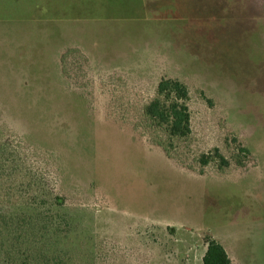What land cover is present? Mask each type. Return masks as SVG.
<instances>
[{"label":"rangeland","instance_id":"374dc122","mask_svg":"<svg viewBox=\"0 0 264 264\" xmlns=\"http://www.w3.org/2000/svg\"><path fill=\"white\" fill-rule=\"evenodd\" d=\"M162 79L186 139L143 116ZM1 143L5 212L64 199L52 264H202L210 238L264 264V0H0Z\"/></svg>","mask_w":264,"mask_h":264},{"label":"trees","instance_id":"16d2710c","mask_svg":"<svg viewBox=\"0 0 264 264\" xmlns=\"http://www.w3.org/2000/svg\"><path fill=\"white\" fill-rule=\"evenodd\" d=\"M190 100V91L184 83L175 79H162L157 88L156 98L143 108V116L150 126L163 132L170 140L186 139L192 133ZM7 149V144L1 143V176L7 172V168L12 172V166L16 169V161L6 156ZM214 156L203 155L201 162L207 165L216 158L221 169L229 166V161L218 149L215 150ZM31 184L32 182L28 181L30 188ZM9 191L10 189L6 196H10ZM3 198L4 196L0 195V199ZM3 203L4 201H0V205ZM43 206L64 207L65 203L63 198L56 195L52 196V201H40L36 194L28 193L23 206L27 212L10 214L0 206V256H5L9 264H52L49 246L62 233L60 227L55 225L54 217L44 216L46 212L43 214ZM202 264H232V260L222 244L210 238L207 240Z\"/></svg>","mask_w":264,"mask_h":264}]
</instances>
